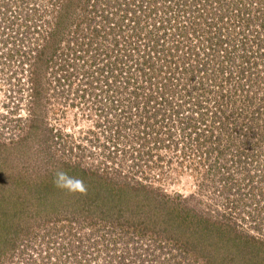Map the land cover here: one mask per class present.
Returning <instances> with one entry per match:
<instances>
[{
	"label": "rangeland",
	"instance_id": "374dc122",
	"mask_svg": "<svg viewBox=\"0 0 264 264\" xmlns=\"http://www.w3.org/2000/svg\"><path fill=\"white\" fill-rule=\"evenodd\" d=\"M26 1L15 2L19 36L7 38L15 56L0 54V264H22L46 242L59 246V264H264V173H257L264 127L255 135L244 126L256 108L264 110V45L255 41L264 32V3L241 6L258 27L240 77V47L210 44L204 28L190 35L195 0H148L157 17L145 19L135 41L143 51L166 39L173 51L164 55L158 43L153 57L162 59L152 62L160 73L149 81L126 58L113 60L111 70L107 57L91 66L94 54L71 55L82 32L98 29L93 6L116 15L112 0H79L73 10L70 0ZM232 16L227 25L237 40L243 32ZM28 26L30 57L23 58L20 34ZM107 31L91 38V50L119 55ZM192 53L197 72L184 81L181 56ZM200 81L204 90L193 92V102ZM160 92L163 100L146 99ZM217 126L222 136L213 137Z\"/></svg>",
	"mask_w": 264,
	"mask_h": 264
},
{
	"label": "trees",
	"instance_id": "16d2710c",
	"mask_svg": "<svg viewBox=\"0 0 264 264\" xmlns=\"http://www.w3.org/2000/svg\"><path fill=\"white\" fill-rule=\"evenodd\" d=\"M82 1L83 0H81V2ZM112 1H113L112 3L108 2L107 5L109 6L110 9L114 7L117 8L115 12H117L116 14L117 16H119V21H117V23H119V27L121 30L120 33L122 32L121 40L118 38L120 33L116 34V32L118 33V31L114 27L111 26L113 19L109 18L108 16H105L104 7L101 8V7H98V5L93 6L94 18L102 16L103 17L102 23L100 22V24L97 25L98 29H91V30L93 32V37L102 38L100 34L104 32L107 28L108 31L102 35L106 36L107 40L108 39L110 40L111 47L116 52V54H119V55L111 56L110 54L111 50L106 51L107 55L102 54L101 48L99 47L94 49V51L96 50L98 52L97 53L94 52L91 49L96 47L93 45H94L95 40L97 39L85 41L84 40L85 36L79 39V41L77 40L76 47L74 49H71L72 50L71 53H74L75 55L82 54V53L83 54H88V53L94 54L91 56V61H90L91 66L96 65L97 62L101 64L102 61L105 60V58L107 57L104 63L106 64V66L111 68V70L113 68L112 66L113 60H115L117 57L119 58L118 60H120L121 57L126 58V61L131 62V63L133 62V64H135V69L138 71V73H140V76L146 79H149V81H151V77L149 75H155V74L160 73V71L156 68L155 60H154V63L152 62L153 59H156V60L162 59L161 56H158L157 58L153 57V52H157L158 43L163 42L160 45V48L162 49V51H164V55L165 54L171 55L170 53H173V51L171 50V48L168 47V45H166V43L169 42L166 39H163V41H161L160 39H157L156 41L154 39L151 42L143 45V51H142V49L140 50L139 48V43L135 41L134 37L137 36L138 38H140V35L144 33L143 31L147 30L146 22H148V20L145 21V19L154 17L156 20V17H157L156 12L158 10V7L156 6V4H153L154 1H148V0H124V1L123 0H115V1L112 0ZM225 1L226 3L228 2L227 3L228 8L224 5ZM246 1L248 0H234V1L231 0L229 3L228 0H216L215 3H218L216 5V8L214 10H209L210 9L209 0H195L194 6L195 8H197V12L192 13L194 21L189 27L190 35H195V36L202 33L203 32L202 30L204 28L206 30V32L204 33L207 35L208 40L210 41V44L211 43L214 44V42H216L217 47L222 48V50L240 47L239 51L241 54L235 57V59H237V62H238V74L240 77L244 76L245 70L249 68V62L251 61L249 55H247L248 50L250 48L249 43H248L249 34L254 32L255 28L258 27L257 25H252V23L254 22L251 20L250 17H245L243 15L244 11H248L247 7H246L247 10L242 8L246 6L244 4ZM258 1L260 4L264 3L262 0H258ZM81 2H79V0H74V1L70 0V5L72 6V10L76 9L78 5H82ZM262 7L264 9V6ZM205 15H210V17L205 18L204 20L205 24H204L201 22L203 21V17ZM230 15L231 16L233 15L231 17L232 23L235 24V21L237 20L236 21V23L238 24L237 27L240 28L241 31L243 32V34H241V36L237 40L233 39V37L230 35L232 34L234 27L227 25L226 18L228 16L230 17ZM165 16L166 15L161 16L163 17L162 18L163 21L165 20ZM127 18L130 20L126 23L125 20ZM167 23H170V21L169 22L167 21ZM225 27L227 28V30L229 29L227 37H224L221 35L222 28L226 30ZM90 28L91 27L89 26V29ZM94 28L96 27L94 26ZM209 33H212V34L209 35ZM178 36H179L178 38L174 39V41L177 42L174 46L175 48L174 50L176 53L182 52L181 50L182 39L179 40L181 35H178ZM255 37H256L255 41H257V45L261 49V47H263L264 45V32L262 34L257 33V36ZM188 39L191 40L190 37H188ZM122 41H124L125 43H122ZM250 41L252 42V40ZM151 44H153L152 47L150 46ZM193 48L194 47L189 46L187 50L192 51ZM101 56H103L104 58H101ZM193 56H195L194 53H192L191 55L188 54L186 56L185 55L181 56L182 58H181L180 67L182 68L183 72H181L180 74L184 81L185 80L190 81L194 77L195 73L197 72L196 67L191 65V61L194 62ZM261 56H263L264 58V54H261ZM117 63L119 64L121 62L118 61ZM101 69L102 67H100L99 69L95 67V69L93 70L96 73H98L101 71ZM205 70H207V68H205ZM187 72H189V74H187ZM192 72H194V75L190 74ZM149 81H147V83H149ZM198 84H199L198 88L192 89L190 91L191 92L190 98H194V100H192L193 102L197 100V98L194 97L195 94H193V92L195 91V93H197L198 90H204V83L200 81ZM154 90L155 89H152V92H154ZM260 97H259V100L260 99L264 100V96L260 95ZM150 98H154L157 100L158 99L163 100L165 97H164L163 92H160L159 95H156L155 97H147L146 99L149 100ZM149 101L151 104H153L152 100H149ZM249 103L250 102H247V105H249ZM254 103L255 102L250 104V108L257 107V105H254ZM218 106L220 105L218 104ZM169 107H172V106H169ZM217 112L220 113L219 109L216 110V115L218 114ZM253 113L254 115H256L257 118L251 116L249 118L250 119L249 121L244 122L245 123L244 126H246V129L249 131L253 130L254 131L253 133H255L256 135V132L259 133L260 129L264 127V110L263 109L259 110L256 108V111H254ZM218 119L221 120V118H218ZM222 132H223V129H222ZM221 136H222V133H221ZM259 139L263 141L264 134H261L259 136ZM258 170L264 173V168L262 169L259 168ZM259 179L264 180V176H261ZM234 183L236 184L237 182H234Z\"/></svg>",
	"mask_w": 264,
	"mask_h": 264
},
{
	"label": "built area",
	"instance_id": "2783aa9c",
	"mask_svg": "<svg viewBox=\"0 0 264 264\" xmlns=\"http://www.w3.org/2000/svg\"><path fill=\"white\" fill-rule=\"evenodd\" d=\"M16 1L17 0H0V11L2 12V16L0 15V39H7L8 37H10L11 39H13V38L15 39V37L17 35L16 31L14 33V30L17 27L15 25V22L17 20L23 21L22 19H18L16 16L13 15V12L17 13L16 11H14L15 8H16V3H15ZM20 1H22L24 4L25 3H28L26 0H20ZM111 14H112V16H114L112 18L113 21H112L111 26L114 27L117 31H119L120 30V27H119V23H117V21H119V17L117 16V14L116 15L113 14V13H111ZM104 15L106 16V14H104ZM92 16H93V18L92 17L91 18L94 20V12H93V15ZM19 17H20V15H19ZM95 18L98 21L102 22V19H103L102 16L95 17ZM129 20L127 18L125 20V22L127 23ZM100 22H99V24H100ZM25 23H29L30 24V21L25 20ZM93 23H94V21H93ZM26 28L27 27L24 28L25 29V32L23 34H20L22 36L24 35V37L22 39L23 40V43H24V40L25 39H27V40H29L31 42L30 32L27 33V29H29V26H28L27 29ZM90 29H89V31H90ZM6 30H7V32H9V30H11V35L12 36H9L10 33H7ZM89 33H90V35L88 36ZM89 33L87 34L85 32L84 33L82 32V35L81 36L82 37L85 36L84 37V40L85 41H88V40L90 41L91 38L93 37L92 30ZM121 33L118 36V38L120 40H121ZM14 34H16V35L13 36ZM17 36H19V34ZM136 38H138V37L136 36L135 39ZM140 38H141V35H140ZM122 43H125V42L122 41ZM72 54L73 53H71V55ZM213 113H215V112H213ZM215 115H216V113H215ZM215 115H213L212 118L217 119V116H215ZM204 120H207V119L204 118ZM220 124L221 123H217V125H220ZM217 129H218V131L216 129H214V128L212 129V132L213 133L215 132V134H214L213 137H218L216 135H219V134L221 135L223 127L217 126ZM241 171H246V169L245 168H242ZM257 173H263V172L260 171V170H258ZM252 174H254V172H251L250 173L251 176H252ZM240 175H241V181H242L245 173H241ZM261 176H264V175H261ZM259 178H260V176H259ZM222 182L224 184H230V180L223 179ZM238 182H239V179H238ZM248 182H250V180H248ZM222 189H223L222 191H224V188L223 187H222ZM56 246H57V244H55L54 242H50V243L46 242V246H44V248H42L41 250H39V248L37 247L38 248L37 254L35 256H33L32 258L26 259V261L25 262H22V264H59V255H58L59 246L58 247H56ZM74 248H75V246H74Z\"/></svg>",
	"mask_w": 264,
	"mask_h": 264
},
{
	"label": "flooded vegetation",
	"instance_id": "af4514ba",
	"mask_svg": "<svg viewBox=\"0 0 264 264\" xmlns=\"http://www.w3.org/2000/svg\"><path fill=\"white\" fill-rule=\"evenodd\" d=\"M112 10H116L117 8H111ZM27 29V28H26ZM59 31H60V27H59ZM29 32V30L27 29V33ZM8 44H9V42H8V40L7 39H0V46L2 47L3 46V48H5V50H2V51H0V54H2V55H5L4 57H5V59H8V57L10 58V57H14L15 56V50H11V51H9L10 50V46L8 47ZM23 58H25V57H30V41L29 40H27V39H25L24 40V44H23ZM65 54V53H64ZM64 55H62V57H63ZM28 57V58H29ZM61 57V58H62ZM58 67V66H57Z\"/></svg>",
	"mask_w": 264,
	"mask_h": 264
},
{
	"label": "clouds",
	"instance_id": "9594fccd",
	"mask_svg": "<svg viewBox=\"0 0 264 264\" xmlns=\"http://www.w3.org/2000/svg\"><path fill=\"white\" fill-rule=\"evenodd\" d=\"M58 175H59L60 179L62 180L64 174H63V173H60V174H58ZM57 186H58V187H69V185H67V184H61V183H59V182H58ZM76 187L79 188L80 190H83V189L81 188V182H77V183H76Z\"/></svg>",
	"mask_w": 264,
	"mask_h": 264
}]
</instances>
